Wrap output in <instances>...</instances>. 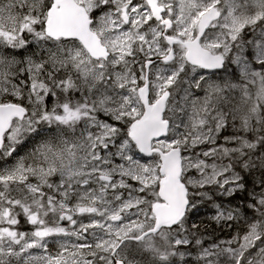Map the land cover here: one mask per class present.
<instances>
[{
	"label": "snow or ice",
	"instance_id": "6c2138e0",
	"mask_svg": "<svg viewBox=\"0 0 264 264\" xmlns=\"http://www.w3.org/2000/svg\"><path fill=\"white\" fill-rule=\"evenodd\" d=\"M0 264H264V0H0Z\"/></svg>",
	"mask_w": 264,
	"mask_h": 264
},
{
	"label": "trees",
	"instance_id": "16d2710c",
	"mask_svg": "<svg viewBox=\"0 0 264 264\" xmlns=\"http://www.w3.org/2000/svg\"><path fill=\"white\" fill-rule=\"evenodd\" d=\"M201 217H197V219H200Z\"/></svg>",
	"mask_w": 264,
	"mask_h": 264
}]
</instances>
